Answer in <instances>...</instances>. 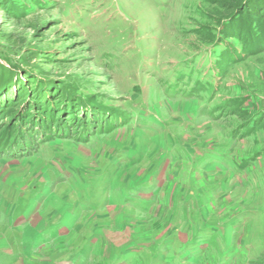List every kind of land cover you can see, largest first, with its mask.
I'll return each mask as SVG.
<instances>
[{
	"label": "rangeland",
	"instance_id": "374dc122",
	"mask_svg": "<svg viewBox=\"0 0 264 264\" xmlns=\"http://www.w3.org/2000/svg\"><path fill=\"white\" fill-rule=\"evenodd\" d=\"M6 1L0 264H264V0Z\"/></svg>",
	"mask_w": 264,
	"mask_h": 264
},
{
	"label": "trees",
	"instance_id": "16d2710c",
	"mask_svg": "<svg viewBox=\"0 0 264 264\" xmlns=\"http://www.w3.org/2000/svg\"><path fill=\"white\" fill-rule=\"evenodd\" d=\"M255 1H257V0H255ZM5 3L11 4V1L8 0V2L6 1ZM232 10H233V13L238 12V15L241 14L239 4H237V5L234 4L231 8V11ZM23 89H25V86L24 85H18V84H16V82H13V83L9 82L7 84V86L4 87V89L2 90L3 92L0 93V119L3 116H8V114L4 113L3 108L7 109L10 104L5 105V103L12 102V100H11L12 98H18L19 95L21 94V92L23 91ZM58 96H60V94H58ZM43 98L41 96L35 97L34 101L32 103H30L29 106H27L26 110L18 111L17 113H19V114L15 113V117H12L10 119L11 125L7 128L6 131H3L2 134L0 135V148L1 149H4V148L9 149V148H13V147L18 148V146H20L18 139H25L26 138L25 134L23 133V135H22V133H21L22 130L24 131L23 126H25L26 124L29 125L30 129H32L34 132L36 131L35 128H37L38 130L44 131V128H45L44 127V121L50 123V129L45 128L46 130H51V127L55 126V125H56V127H54L53 129L60 130L59 128H57V127H60V125L67 128L68 123L62 117H60L61 119L56 121L57 120L56 114L52 113V106H54V104H49L48 101H43ZM70 100H71V102H73V100H75V99H72V97H71ZM42 102H44V104H45V105L43 104L44 107H47L44 114L43 113L41 114V112H37L39 110V106L42 105L41 104ZM71 105L75 107V104L71 103ZM12 106H14V105H12ZM89 112L90 111L88 110V113ZM104 114H106V113H97V114L93 115L91 118L100 120V119H102V117L103 118L106 117V115H104ZM101 115H102V117H101ZM30 117H31V120L29 119ZM71 120H74V121H72V123L76 124L75 126H78V123H81V122H83V124H85V118L80 119V117H78V118H72ZM109 120H111V119H109ZM57 124H60V125H57ZM76 133H78V132H76ZM33 144L34 143H32V145L30 147H27L26 150L31 149ZM22 151H25V150H22Z\"/></svg>",
	"mask_w": 264,
	"mask_h": 264
}]
</instances>
